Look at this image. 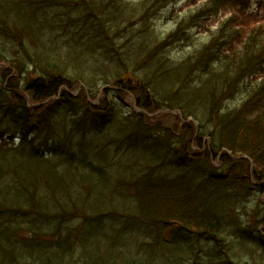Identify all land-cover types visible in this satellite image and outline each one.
<instances>
[{
  "label": "trees",
  "instance_id": "1",
  "mask_svg": "<svg viewBox=\"0 0 264 264\" xmlns=\"http://www.w3.org/2000/svg\"><path fill=\"white\" fill-rule=\"evenodd\" d=\"M78 1L12 0L15 6L0 10V36L9 42L0 51L6 65L0 74V264H237L251 250L262 254L250 253L251 264H264V206L255 211L260 218L252 216L243 228L240 216L232 222L226 214L236 211L232 203L243 205L264 191L256 184L264 179V53L251 44L253 28L234 47L235 24L249 27L247 11L238 9H247L250 0L196 5L176 23L177 32L185 22L195 26L221 11L229 15L205 44L175 61L167 54L169 45L188 40L184 34L152 37L144 24L150 20L147 12L122 11L119 3L105 11H83ZM38 6H49L48 11L66 6L63 11L74 14L67 22H54ZM32 69L39 71L35 78L29 76ZM12 71L15 77L9 78ZM256 73L260 81L240 85ZM79 82L90 98H97L99 86L110 87L99 105L85 93L59 92L73 91ZM239 91L238 104L226 106ZM25 94L39 104L27 106ZM130 95L146 113L166 112L135 114L125 108ZM174 110L184 117L204 113L197 119V135L180 130L174 137L160 126ZM195 136L198 148L203 136L211 137V144L193 150ZM190 149L199 165L203 161L212 170L201 172L192 160L184 162ZM115 151L118 159L112 160ZM215 158L227 170L217 173ZM130 168L136 173L129 181L121 179L118 171ZM98 174L109 176L102 185L109 195L116 192L127 202L149 198L143 215L99 208ZM164 191L186 199L187 208L166 203ZM163 229L169 230L168 240L157 232ZM207 243L224 250L203 253ZM232 248L237 254H229Z\"/></svg>",
  "mask_w": 264,
  "mask_h": 264
},
{
  "label": "rangeland",
  "instance_id": "2",
  "mask_svg": "<svg viewBox=\"0 0 264 264\" xmlns=\"http://www.w3.org/2000/svg\"><path fill=\"white\" fill-rule=\"evenodd\" d=\"M201 0H161V3H157V4H152L151 0H79L78 3L76 4V7L79 6L83 11H101V9H103L102 11H105V9L108 7H113L115 6L116 3L121 4V10L122 11H130L131 9H134L135 11H139L138 13L143 12V14L145 15V13L147 12V18L150 17V20H147L144 22L147 30H149L151 33L150 35L152 37H157V38H162L163 36H167L168 34H171L174 32V34H178L180 32V34H184L185 36L188 37V40L185 41H174L172 44L169 45V49H168V56L175 60H179L180 58H182L184 55L190 53L192 50L194 49H198L202 46V44L206 43V40L214 33L217 31V28L222 24V21H224V18H226L228 16V12L225 11H221L219 12L217 15L211 16V17H205L203 18L198 24L195 23V26H191L188 23H184V25L182 26V29H180L178 32L176 31L177 29V25L176 23L180 20H184L186 19L185 16H188V14L191 11H194L195 6L197 4L200 3ZM4 2V1H3ZM106 3L108 5H106ZM16 3H13L12 0L9 1L8 3H4L0 5V10H3V8L8 9L11 8V6H15ZM95 5L94 8L91 7V5ZM25 7H27V9H24L25 11H33L27 4H23ZM151 5V6H150ZM38 8L41 9H46L47 11H44L46 16L48 17V19L50 21H54V22H59V21H64L67 22V16L69 14H74L72 9L69 11H63L66 6H60L58 7V9L60 11H48L49 6H38ZM50 10V9H49ZM78 11H81L79 9H76ZM239 11H247L245 13V15L248 17V21H249V27L247 28L245 27H239L237 24H235L236 26V31H237V36L239 38V41H236L234 44L235 48H238L239 46H241V44H243L244 39H246L247 37H250L249 32L252 29V33L255 34V37L252 38L251 44L253 45V47L255 48L256 51L259 52H263L264 53V0H250L247 9H238ZM34 11H36V9H34ZM231 11V10H229ZM190 23V22H189ZM248 24V22H247ZM135 28H132V30ZM145 27H142V30H144ZM249 35V36H247ZM216 36V35H215ZM143 37L142 35H139L135 40L139 39ZM2 37L0 36V51H3V48H7L9 47V42L6 40V38L1 39ZM178 39V38H176ZM134 40V41H135ZM150 40L149 37L145 38V41ZM138 41H135V43H137ZM240 42V44H239ZM63 51L66 52V50L63 49ZM8 55H12V54H16L15 50H7L6 52ZM20 55V54H19ZM229 55H232L231 53ZM258 58V57H257ZM253 61V60H252ZM256 60L254 59L251 67H253V65H255ZM261 66L264 67V63L261 64ZM6 68V65L0 63V74L2 75L3 73V69ZM35 71V72H34ZM33 69L29 70V76L31 77H36L39 74V71L37 69ZM245 73V72H244ZM261 75V73H256V74H252L251 77L249 76L248 79H244L240 85L242 87H248L249 82L255 83L256 81H260L261 79L259 78ZM9 78L11 77H15V72L12 71L9 75ZM29 76H26L22 79V83H25L29 80ZM128 77V76H126ZM258 77V78H257ZM255 78H257L256 80H254ZM110 86L105 85V86H99L98 87V96L97 98H90L87 92V88L83 85L82 82H79L75 85L73 91H70L73 95H75V93H85L86 94V98L88 97L89 102L91 104H95V105H99L100 104V99H103V97H101V93L103 90H105L106 88H109ZM62 90L64 91H68L67 88H61L59 92H61ZM243 92V90H242ZM242 92L239 91L235 97H233L232 99L228 100L226 102V106L232 107L235 104H238V102L240 101V98L242 96ZM25 103L27 106L31 107L32 105H36L39 104L38 102H34L31 100L29 94H25ZM124 103H125V108H128L131 112L135 113V114H139L141 111H143V109H140L139 107L136 106V102L135 99L132 95L127 96L124 98ZM197 104V103H196ZM102 105V102H101ZM198 107H200V104L197 105ZM201 108V107H200ZM203 113V110L201 111ZM144 114H146L147 116H154V115H159V114H163L165 113L163 110L161 111H156L153 113H145V111H143ZM169 119H164L160 126L164 127V128H168V130L172 131L173 136L177 137L176 135L179 134L178 132H180V130L182 131L183 135H186L188 132L190 133L191 131L193 132L194 135H197L198 131H199V123L200 121L197 119H202L201 117L204 116L200 115L199 117H197L196 115H191L188 117H184L181 113V111L179 110H174V111H169ZM183 125V126H182ZM182 126V127H181ZM188 127V128H184V127ZM179 127H181L180 129H178ZM194 139V142L190 143L191 147H193V150H204V148L209 147V145L211 144V137L208 136H203L202 138V146L203 148H198L197 146L199 145V143L197 142V138L192 137ZM190 141V140H189ZM191 142V141H190ZM198 145H197V144ZM193 150H189V155L187 154L186 157H184V162L187 161V159L192 160V164L195 165L196 167L198 166L199 170L202 172L204 170H206V172H209L210 170H212L210 167H206L205 162H201L200 165L197 163L196 161V157L193 155L194 151ZM188 149L185 150V152H187ZM117 151H115V154L110 155L113 159H118V154L116 153ZM147 158L150 160L152 159V156L150 154H147ZM141 159H144L143 157ZM145 162V160H143ZM125 164H129V162H124ZM187 163V162H186ZM212 166L214 169H216L215 171H217V173H221L225 170H227V168L223 169L221 168V162L218 160L213 159L211 161ZM131 166V165H130ZM205 167V168H204ZM204 169V170H203ZM134 173H136V169L135 168H130L127 171H118V175L121 179L123 180H128L134 175ZM202 174L206 175L207 173H201V177ZM181 176V173L180 175ZM95 181L98 185V189L95 190V195H97L99 197V199H101V205H99L98 207L103 209V211H124L126 213L130 212L131 214H138L141 213V215H143V207H145L146 205H149L150 199L147 197H132L130 200H128L127 202V197L125 196H121L118 193L114 192L111 193L109 195V193H106L105 187L102 186L104 183H107L108 181H110V178L107 174H98L95 177ZM237 182V181H236ZM263 183V186H261V183ZM257 187H260L261 189L263 188L264 190V179L262 181H259L256 183ZM164 195L166 197V199L168 200L166 203H170V205L173 208H177L178 209H182L185 210L187 208V201L186 199H180V197H175L172 194H170L167 191H164ZM211 200V198H209ZM215 204H211V207L214 206ZM232 209H236V211H231L228 212L227 211V215H231V220L232 222L234 221V218L238 216H240V218H238V220L240 222H242V228L245 227L247 225V222L249 221V219L255 215V211L256 209L262 210V206H264V191L263 192H255L254 194L250 195L247 198V201L245 204L240 205L237 203H232ZM93 207L94 205H90L89 207ZM217 207L219 210H221L222 208V203L221 202H217ZM98 210H101L99 209ZM230 208V207H229ZM175 211V212H179V211ZM229 210V209H228ZM248 213L247 217L245 216L244 213ZM262 213H264V210L262 211ZM262 213H258L256 219L260 218V215ZM254 216V217H255ZM251 221H254L253 219H251ZM250 222V221H249ZM238 224V223H237ZM42 224L40 222H38V226H41ZM73 225V224H72ZM239 225V224H238ZM48 228V224H44L43 227V231L46 230ZM261 231L260 233L264 234V225H261L260 227ZM233 228H231V230H229L230 233H234ZM163 229L162 231H158V233H162V238L163 240H168V236H169V230H165ZM156 232L153 231V233ZM25 233L27 234L28 232L25 231ZM225 233L227 234V236H229L230 238V234L228 233V229L225 230ZM29 234V233H28ZM88 232H85V237H87ZM114 240H112L113 242ZM208 246L204 247L203 249V253H205L204 250L210 251L212 248L215 249V251H217V249H221L224 250V247L220 246V245H216V247H213L214 245L212 243H207ZM252 249V248H250ZM240 250L243 251L245 250V246H240ZM234 248L231 249V251L229 252V254L231 252H233L234 254H237V251ZM250 253H254L256 255V257H262L261 251H250L249 253H245L243 252L242 258L239 259L240 263H237V261H233L237 264H243V261L249 262L250 264L253 263L251 261V255ZM219 255H217L218 257ZM232 256V255H230ZM264 258V257H263ZM264 262V261H263Z\"/></svg>",
  "mask_w": 264,
  "mask_h": 264
}]
</instances>
